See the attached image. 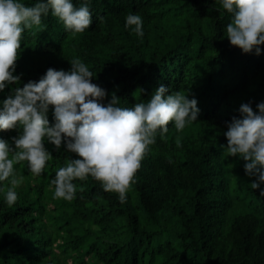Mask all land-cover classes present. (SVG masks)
I'll return each mask as SVG.
<instances>
[{
	"label": "trees",
	"instance_id": "1",
	"mask_svg": "<svg viewBox=\"0 0 264 264\" xmlns=\"http://www.w3.org/2000/svg\"><path fill=\"white\" fill-rule=\"evenodd\" d=\"M90 7L93 23L82 33L66 31L51 11L25 30L21 80L0 90V100L49 67L70 69L69 58L79 56L108 90L105 103L115 92L131 107L163 83L197 97L201 111L182 131L170 121L157 134L125 201L91 174L74 179L72 200L55 198L58 168L78 157L66 145L46 142L53 155L38 176L27 161L16 164L25 177L17 201L7 204L6 188L0 191V264H264V194L252 186L246 161L222 147L240 105L258 111L264 101V53L231 44V13L216 0H91ZM130 11L143 17L142 38L125 26ZM49 119L55 123L51 108ZM21 131L0 130V137L14 145Z\"/></svg>",
	"mask_w": 264,
	"mask_h": 264
},
{
	"label": "clouds",
	"instance_id": "2",
	"mask_svg": "<svg viewBox=\"0 0 264 264\" xmlns=\"http://www.w3.org/2000/svg\"><path fill=\"white\" fill-rule=\"evenodd\" d=\"M231 13L226 33L231 44L245 53H264V0H216ZM91 0L79 6L74 0H0V90L21 76L16 73L18 50L26 29L42 24L49 12L59 18L66 31L84 32L93 23ZM125 26L139 37L144 36V21L139 12H128ZM71 68L49 67L37 80L23 86L19 83L11 93L0 100V130L18 126L22 131L8 139L0 137V191L6 188L5 200L12 205L18 199L17 186L25 177L18 174L16 164L27 161L34 176L40 175L52 158L46 142L56 149L66 145L67 150L78 153L58 168L51 185L55 198L72 200L77 191L75 178L87 179L89 174L101 181L106 191L119 193L127 200L128 189L136 178L137 170L149 146L156 142L157 134L164 136L173 121L178 131L198 119L201 111L198 98L181 90L170 91L161 83L150 98L123 106L121 98L112 94L107 103L108 90L93 82L94 73L79 56L69 58ZM54 106V107H53ZM254 110L242 103L240 116L228 121L226 152L242 157L248 176L255 189L264 194V101ZM52 109L55 123L49 119ZM176 144H182L177 135ZM171 160V158H170Z\"/></svg>",
	"mask_w": 264,
	"mask_h": 264
}]
</instances>
